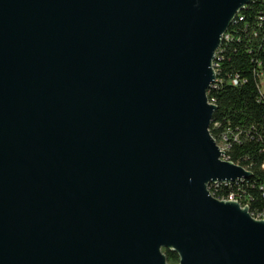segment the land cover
Returning a JSON list of instances; mask_svg holds the SVG:
<instances>
[{
	"label": "water",
	"instance_id": "1",
	"mask_svg": "<svg viewBox=\"0 0 264 264\" xmlns=\"http://www.w3.org/2000/svg\"><path fill=\"white\" fill-rule=\"evenodd\" d=\"M255 0H0V264H264L210 132Z\"/></svg>",
	"mask_w": 264,
	"mask_h": 264
},
{
	"label": "trees",
	"instance_id": "2",
	"mask_svg": "<svg viewBox=\"0 0 264 264\" xmlns=\"http://www.w3.org/2000/svg\"><path fill=\"white\" fill-rule=\"evenodd\" d=\"M216 58L217 83L209 99L217 111L210 132L224 146L226 158L252 176L214 191L218 197L240 194L249 201L244 206L250 213L264 219V0L253 1L238 14ZM165 254L168 264L179 262L177 253Z\"/></svg>",
	"mask_w": 264,
	"mask_h": 264
},
{
	"label": "built area",
	"instance_id": "3",
	"mask_svg": "<svg viewBox=\"0 0 264 264\" xmlns=\"http://www.w3.org/2000/svg\"><path fill=\"white\" fill-rule=\"evenodd\" d=\"M228 40V36H226V41ZM218 61H219V59H218ZM218 61H216L215 63H214V68H215V72H216V75H217V63H218ZM216 83H217V80H216ZM215 83V84H216ZM233 183H230V184H227L226 183V185H217L216 184V186H215V188H213V190H212V193H214V198H219V199H230V200H238V203H240L241 204V206H244V203H249V201L248 200H243V197L240 195V194H236V193H232V194H230L229 196H227V197H218V196H216V191H214V189H218V188H220L221 186H228V185H232Z\"/></svg>",
	"mask_w": 264,
	"mask_h": 264
},
{
	"label": "bare ground",
	"instance_id": "4",
	"mask_svg": "<svg viewBox=\"0 0 264 264\" xmlns=\"http://www.w3.org/2000/svg\"><path fill=\"white\" fill-rule=\"evenodd\" d=\"M226 35V34H225ZM222 47V46H221ZM220 50V49H219ZM218 50V51H219ZM215 85V84H214ZM210 103H212L211 101H210ZM213 104V103H212ZM221 148V147H220ZM222 150V149H221ZM223 151V150H222ZM223 152H225V151H223ZM224 160H227V161H229L227 158H226V154H225V156H224V158H223ZM234 183V182H233ZM216 184L218 185V184H226V183H222V182H218V183H215V184H212V185H210L209 186V192H210V195L212 196V197H214L213 195H212V193H211V188L213 187V186H216ZM217 199V198H216ZM218 200H220V199H218ZM221 201H235V200H221ZM236 202H238V201H236ZM242 208H244V207H246V206H241ZM252 215V214H251ZM253 216V215H252ZM254 217V216H253ZM255 219H259V220H262L263 218H261V217H254Z\"/></svg>",
	"mask_w": 264,
	"mask_h": 264
},
{
	"label": "rangeland",
	"instance_id": "5",
	"mask_svg": "<svg viewBox=\"0 0 264 264\" xmlns=\"http://www.w3.org/2000/svg\"><path fill=\"white\" fill-rule=\"evenodd\" d=\"M220 147H221V149H222L223 151H225V150H224V146H223V145H221Z\"/></svg>",
	"mask_w": 264,
	"mask_h": 264
}]
</instances>
